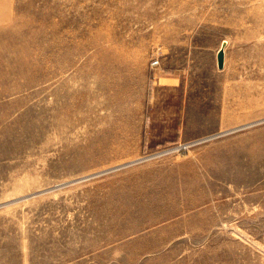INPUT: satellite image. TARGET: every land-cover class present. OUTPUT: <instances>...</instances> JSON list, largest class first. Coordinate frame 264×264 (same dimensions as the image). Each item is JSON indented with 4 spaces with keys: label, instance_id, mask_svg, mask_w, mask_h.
<instances>
[{
    "label": "rangeland",
    "instance_id": "1",
    "mask_svg": "<svg viewBox=\"0 0 264 264\" xmlns=\"http://www.w3.org/2000/svg\"><path fill=\"white\" fill-rule=\"evenodd\" d=\"M0 264H264V0H0Z\"/></svg>",
    "mask_w": 264,
    "mask_h": 264
},
{
    "label": "crops",
    "instance_id": "2",
    "mask_svg": "<svg viewBox=\"0 0 264 264\" xmlns=\"http://www.w3.org/2000/svg\"><path fill=\"white\" fill-rule=\"evenodd\" d=\"M135 69H130L132 75ZM140 80V86L145 89L146 100L151 105L157 106V104H168L170 108L171 117H177V119H171L169 123L171 125V132L176 134V139H179V134H182L186 129L183 127V123L178 119L185 112L182 101L185 99V89L187 87V77L185 71L178 69L168 68L166 64H160L158 67L145 68L143 69ZM130 76V75H129ZM131 77V76H130ZM132 78V77H131ZM183 109V112H182ZM177 110V111H176ZM180 110V111H178ZM169 114V112H168ZM155 118V115H154ZM157 123L156 120H148L146 128V140L150 141L153 139H166L174 140L175 137L170 136H154V129L152 125ZM168 132V133H171ZM152 136V137H151Z\"/></svg>",
    "mask_w": 264,
    "mask_h": 264
},
{
    "label": "water",
    "instance_id": "3",
    "mask_svg": "<svg viewBox=\"0 0 264 264\" xmlns=\"http://www.w3.org/2000/svg\"><path fill=\"white\" fill-rule=\"evenodd\" d=\"M226 45H227V43H223V46L217 55V63H218V68L220 70L224 69V67H225V61H226V59H225V47H226Z\"/></svg>",
    "mask_w": 264,
    "mask_h": 264
},
{
    "label": "built area",
    "instance_id": "4",
    "mask_svg": "<svg viewBox=\"0 0 264 264\" xmlns=\"http://www.w3.org/2000/svg\"><path fill=\"white\" fill-rule=\"evenodd\" d=\"M160 65V61L159 60H154L152 63H151V66L154 68V67H158ZM180 148H183V146H181Z\"/></svg>",
    "mask_w": 264,
    "mask_h": 264
},
{
    "label": "bare ground",
    "instance_id": "5",
    "mask_svg": "<svg viewBox=\"0 0 264 264\" xmlns=\"http://www.w3.org/2000/svg\"><path fill=\"white\" fill-rule=\"evenodd\" d=\"M60 186V185H59Z\"/></svg>",
    "mask_w": 264,
    "mask_h": 264
}]
</instances>
